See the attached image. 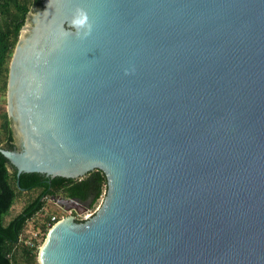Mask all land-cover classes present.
<instances>
[{
  "label": "water",
  "instance_id": "1",
  "mask_svg": "<svg viewBox=\"0 0 264 264\" xmlns=\"http://www.w3.org/2000/svg\"><path fill=\"white\" fill-rule=\"evenodd\" d=\"M77 7L87 39L68 29ZM32 9L9 62L12 145L0 154L17 179L107 180L95 215L50 228L45 264H264V0Z\"/></svg>",
  "mask_w": 264,
  "mask_h": 264
},
{
  "label": "trees",
  "instance_id": "2",
  "mask_svg": "<svg viewBox=\"0 0 264 264\" xmlns=\"http://www.w3.org/2000/svg\"><path fill=\"white\" fill-rule=\"evenodd\" d=\"M37 4L38 0H0V95L6 93L9 62L20 30L28 12L31 8H37ZM0 120V129L5 137L2 144L0 136V146L5 145L10 149L12 131L6 110L0 112ZM106 189L107 180L100 170H93L80 179L50 178L37 173L21 174L17 179L16 170L0 154V264H37L38 247L48 231L42 230V241L33 247L19 244L18 240L26 224L42 211L45 200L59 195L62 198L75 199L79 203L90 202L92 206ZM32 191H37L36 196L28 200L21 212L4 224V218L19 194ZM49 219L50 215L44 221ZM81 222L83 221L79 223ZM43 225L35 223L34 228L43 229Z\"/></svg>",
  "mask_w": 264,
  "mask_h": 264
},
{
  "label": "rangeland",
  "instance_id": "3",
  "mask_svg": "<svg viewBox=\"0 0 264 264\" xmlns=\"http://www.w3.org/2000/svg\"><path fill=\"white\" fill-rule=\"evenodd\" d=\"M33 10L32 8L30 9V11ZM7 108V102H6V93L4 95H0V112L3 110H6ZM1 123V120H0ZM0 136H1V142L2 144H4L5 142V137L2 133V130L0 129ZM10 172H12V170H10ZM37 194V191H32V192H23L21 194H19V196L17 197L12 209L10 210L9 214L4 218V224H6L10 219H12L15 215H17L18 213L21 212L23 206L25 205V203L34 198ZM105 191L102 193L100 199H98V201L91 206L90 202H85V203H79L80 207H79V211L81 212V210H83L84 208H86V212H89V214L95 215V213L97 212V210L99 209L103 199H104V195ZM44 212L45 215H38L36 217H34V219L32 221H29L26 226H25V235L26 236H31L32 233L36 232V230L33 228V226L35 225V223L41 224L46 215H55L58 216L59 220L67 217V216H74L78 222L82 221L83 218L82 216L72 210L71 212L69 211H64L62 208H60L59 206H57L51 199L45 200V205H44ZM45 240V239H44ZM44 240L41 242V238H40V242L42 246ZM39 251V249H38Z\"/></svg>",
  "mask_w": 264,
  "mask_h": 264
},
{
  "label": "clouds",
  "instance_id": "4",
  "mask_svg": "<svg viewBox=\"0 0 264 264\" xmlns=\"http://www.w3.org/2000/svg\"><path fill=\"white\" fill-rule=\"evenodd\" d=\"M67 23L68 29L74 30L77 38L87 39L93 32V22L91 21L89 13L85 8L77 7L73 12L72 18ZM65 31L69 35L72 34L67 29ZM134 71L135 69H132L131 71L129 69H125V74L129 75ZM37 264H45L43 250H41V254L37 257Z\"/></svg>",
  "mask_w": 264,
  "mask_h": 264
},
{
  "label": "built area",
  "instance_id": "5",
  "mask_svg": "<svg viewBox=\"0 0 264 264\" xmlns=\"http://www.w3.org/2000/svg\"><path fill=\"white\" fill-rule=\"evenodd\" d=\"M69 212H71V211H69ZM38 215H45L44 208L42 209V211L39 214H37V216ZM92 216H93L92 214H89V212H86V213H84L82 215V218H83L82 221L88 220ZM58 221H59L58 216L50 215V219L48 221H43L41 223L42 225L45 224V225H43L45 228H43V229H41V228L35 229L34 226H33V228L36 230V232L32 233L30 237L25 235V230H24L22 232V234L20 235L18 243L19 244H23V245H29L31 247H33V245L40 244V238H41V241H42V238L44 236V233H43L42 230L49 231L50 228ZM38 248H40V245H39Z\"/></svg>",
  "mask_w": 264,
  "mask_h": 264
},
{
  "label": "bare ground",
  "instance_id": "6",
  "mask_svg": "<svg viewBox=\"0 0 264 264\" xmlns=\"http://www.w3.org/2000/svg\"><path fill=\"white\" fill-rule=\"evenodd\" d=\"M28 26H29V25H27V26L22 30V35L26 34V32H27V30H28Z\"/></svg>",
  "mask_w": 264,
  "mask_h": 264
},
{
  "label": "flooded vegetation",
  "instance_id": "7",
  "mask_svg": "<svg viewBox=\"0 0 264 264\" xmlns=\"http://www.w3.org/2000/svg\"><path fill=\"white\" fill-rule=\"evenodd\" d=\"M56 196H59V195H56ZM61 197V196H60ZM67 199V198H66ZM73 200H75V199H73ZM77 201V200H76ZM78 202V201H77ZM79 203V202H78Z\"/></svg>",
  "mask_w": 264,
  "mask_h": 264
}]
</instances>
